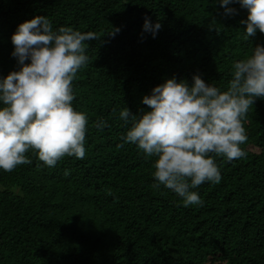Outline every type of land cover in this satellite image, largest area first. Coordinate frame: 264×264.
Returning a JSON list of instances; mask_svg holds the SVG:
<instances>
[{"label": "trees", "instance_id": "16d2710c", "mask_svg": "<svg viewBox=\"0 0 264 264\" xmlns=\"http://www.w3.org/2000/svg\"><path fill=\"white\" fill-rule=\"evenodd\" d=\"M228 7L236 14L218 0H0V77L19 70L11 37L36 16L97 36L72 82L85 157L48 167L30 151L31 164L0 170V264H264V99L244 121L247 156L214 157L221 181L194 189L202 206L154 186L155 158L124 142L119 119L149 111L143 96L173 77L227 87L233 62L264 45L259 31L245 39L247 10ZM145 18L162 25L155 38Z\"/></svg>", "mask_w": 264, "mask_h": 264}, {"label": "clouds", "instance_id": "9594fccd", "mask_svg": "<svg viewBox=\"0 0 264 264\" xmlns=\"http://www.w3.org/2000/svg\"><path fill=\"white\" fill-rule=\"evenodd\" d=\"M218 3L225 16L236 14L228 7L232 4L247 10L246 40L264 33V0ZM142 27L155 38L162 25L145 18ZM96 39L94 32L71 27L54 30L46 16L18 25L11 41L19 70L0 77V170L31 164L30 151L48 167L65 156L85 157L89 121L73 107L72 82L89 60L85 42ZM231 77L223 90L198 74L191 85L173 77L143 96L149 111L133 114L125 107L119 112V119L131 125L124 142L155 158L154 186L174 192L184 207L202 206L194 189L221 181L214 157L232 161L248 154L241 147L248 141L244 121L255 100L264 99V45L251 47L250 54L233 62ZM95 126L103 131L107 121Z\"/></svg>", "mask_w": 264, "mask_h": 264}, {"label": "rangeland", "instance_id": "374dc122", "mask_svg": "<svg viewBox=\"0 0 264 264\" xmlns=\"http://www.w3.org/2000/svg\"><path fill=\"white\" fill-rule=\"evenodd\" d=\"M1 187V186H0Z\"/></svg>", "mask_w": 264, "mask_h": 264}]
</instances>
